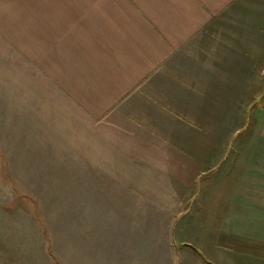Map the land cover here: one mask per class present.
Wrapping results in <instances>:
<instances>
[{"label": "rangeland", "instance_id": "1", "mask_svg": "<svg viewBox=\"0 0 264 264\" xmlns=\"http://www.w3.org/2000/svg\"><path fill=\"white\" fill-rule=\"evenodd\" d=\"M244 7L245 48L229 70L246 94L214 89L198 127L162 89L97 118L65 96L36 113L17 111L28 97L17 89L0 95V264H174L173 227L177 246L224 229L221 208L198 204L231 183L264 119V0Z\"/></svg>", "mask_w": 264, "mask_h": 264}, {"label": "crops", "instance_id": "2", "mask_svg": "<svg viewBox=\"0 0 264 264\" xmlns=\"http://www.w3.org/2000/svg\"><path fill=\"white\" fill-rule=\"evenodd\" d=\"M245 4L246 0H0V95L17 89V97L28 96L17 98V111L29 102L36 113L63 104L65 96L97 118L139 88L162 89L172 102L182 103L179 108L190 112L198 127V111L207 110L210 96L229 94L231 88L246 94L245 82L238 76L237 83H231L235 77L229 70L231 63L235 69L240 49L245 48L244 39L239 40ZM214 64L216 69L210 66ZM180 96H188V101L175 99ZM262 124L244 161L232 164L240 168L231 183L214 187L204 204H198L207 211L221 208L224 229L216 231L222 237L213 233L205 246L196 240L177 246L181 227H173L174 264H264V119ZM216 175L217 171L212 178ZM125 253L128 263V247Z\"/></svg>", "mask_w": 264, "mask_h": 264}]
</instances>
